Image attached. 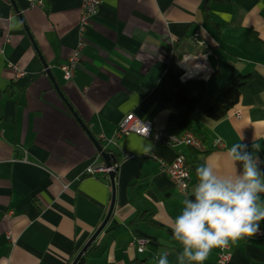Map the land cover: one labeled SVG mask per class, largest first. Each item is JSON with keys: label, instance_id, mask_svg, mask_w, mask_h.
<instances>
[{"label": "crops", "instance_id": "obj_1", "mask_svg": "<svg viewBox=\"0 0 264 264\" xmlns=\"http://www.w3.org/2000/svg\"><path fill=\"white\" fill-rule=\"evenodd\" d=\"M101 2L65 81L82 0H0V264H72L109 211L110 176L86 173L105 163L70 107L118 168L115 209L81 264H158L165 253L161 145L116 134L129 113L160 130L156 3Z\"/></svg>", "mask_w": 264, "mask_h": 264}, {"label": "clouds", "instance_id": "obj_2", "mask_svg": "<svg viewBox=\"0 0 264 264\" xmlns=\"http://www.w3.org/2000/svg\"><path fill=\"white\" fill-rule=\"evenodd\" d=\"M226 158L239 169L238 174L221 175L209 163L197 167L194 199L183 201L181 214L170 225L173 238L182 245L179 264H204L214 248L264 234L260 229L264 221V161L243 143L233 144ZM158 264H169L167 252L160 255Z\"/></svg>", "mask_w": 264, "mask_h": 264}, {"label": "built area", "instance_id": "obj_3", "mask_svg": "<svg viewBox=\"0 0 264 264\" xmlns=\"http://www.w3.org/2000/svg\"><path fill=\"white\" fill-rule=\"evenodd\" d=\"M33 6L44 8L45 0H28ZM101 0H82L81 15L79 20V35L77 46L74 49L72 55L68 58L67 62L62 66L63 78L65 81H71L76 73L77 66L81 61L82 52L85 47V41L83 36L90 25L92 19L96 16L97 11L101 5ZM18 77L25 76L23 71H19L16 66L13 67ZM1 134V132H0ZM117 136L134 134L143 138L149 139L155 145H161V131L156 129L153 122L148 119H143L135 115L134 113L127 114L119 123L117 127ZM104 139V137L102 136ZM160 167L162 169V160H159ZM114 168V167H113ZM108 168L105 165L89 166L86 173L89 175L108 174L113 169ZM12 214V213H10ZM7 239L12 241L11 233H7ZM148 240L146 238L137 237L132 246L137 247L138 252L143 253Z\"/></svg>", "mask_w": 264, "mask_h": 264}, {"label": "water", "instance_id": "obj_4", "mask_svg": "<svg viewBox=\"0 0 264 264\" xmlns=\"http://www.w3.org/2000/svg\"><path fill=\"white\" fill-rule=\"evenodd\" d=\"M44 67H45V73L48 74L53 83L56 85L55 82V78L53 77L48 65L46 63H44ZM57 91L60 92V89L58 88V86H56ZM61 93V92H60ZM71 111L73 112V114L77 117L79 123H81V125L83 126V128L86 130L87 134L89 135V137L93 140V142L95 143L98 151H99V158H101L104 163L105 166L108 168H113L111 169L108 174L110 176V181H111V185H112V201H111V205L109 208V211L104 219V221L102 222V224L99 226V228L96 230V232L94 233V235L90 238V240L87 242V244L83 247V249L80 251V253L76 256V258L74 259V261L72 262V264H78L81 260V258L84 256V254L88 251V249L92 246V244L95 242V240L98 238V236L102 233V231L104 230V228L106 227V225L108 224L113 211L115 209V204H116V183H115V177L118 171L116 164V157L114 155V153L107 151L105 149V147H103V145L92 135V133L90 132V130L86 127V125L82 122V120L79 118V116L77 115V113L70 107Z\"/></svg>", "mask_w": 264, "mask_h": 264}, {"label": "trees", "instance_id": "obj_5", "mask_svg": "<svg viewBox=\"0 0 264 264\" xmlns=\"http://www.w3.org/2000/svg\"><path fill=\"white\" fill-rule=\"evenodd\" d=\"M110 151V150H108ZM118 162V160H117ZM95 249V244H92V246L88 249V251L84 254V256L81 258L79 264L85 262L87 258L92 254V251Z\"/></svg>", "mask_w": 264, "mask_h": 264}]
</instances>
